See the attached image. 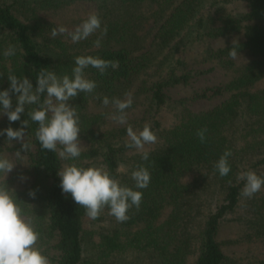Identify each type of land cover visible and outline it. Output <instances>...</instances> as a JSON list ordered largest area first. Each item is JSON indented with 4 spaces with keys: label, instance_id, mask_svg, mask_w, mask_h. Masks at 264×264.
<instances>
[{
    "label": "trees",
    "instance_id": "1",
    "mask_svg": "<svg viewBox=\"0 0 264 264\" xmlns=\"http://www.w3.org/2000/svg\"><path fill=\"white\" fill-rule=\"evenodd\" d=\"M81 1L98 4L101 29L78 43L68 40L65 35L51 38L50 32L57 26L46 20L41 13L65 10ZM146 1L156 5L153 7L156 11L152 14L144 13L143 8L139 7ZM205 1L182 0L172 8L175 0H0V90L9 87V72L28 77L34 87L37 74L42 68L54 70L61 75L70 74L74 58L78 55L100 56L118 62L117 68L109 67L103 74L91 67L85 70L87 78L95 80L97 87L94 93L81 92L73 98L80 115L79 138L87 142V148L82 149L81 157L75 162L85 167H102L121 184L128 186H133L131 173L138 167L147 168L151 175L148 188L142 190L140 208L132 207L127 221L117 222L106 207L94 224L109 219L114 221V225L101 232L90 230L84 224L87 216L85 209L74 202L70 193H63L60 187L59 168L72 161H62L56 153L42 150L34 135L37 125L27 126L25 135L33 151L29 153L30 166L24 174L31 181L23 189L14 188L12 179H7V183L21 200L25 211L36 218V228L40 233L37 246H47L42 250L44 254L51 248L49 241L55 239L53 246L59 250V254L50 256L54 264H89L90 261L93 262V258L90 260L89 257L90 252L102 259L121 252L126 247L134 248L130 244L141 241L147 244V247L141 248L146 251L152 264H182L185 256L193 252V239L199 243L195 264H264V259L261 258L241 260L226 255L223 243L219 240L223 219L226 214L236 211L243 187V182L236 179L237 160L240 159L235 153L239 152L234 138L230 139L226 132L231 127L237 129L235 122L238 118L254 120L249 124L251 130L248 133L264 132V88H252L255 83L264 79V0H247L246 12L224 13L217 17L199 11ZM151 15L157 21L156 24L161 18L165 20L149 44L151 51L134 56L135 51L139 52L147 46L148 39V36L138 33V23L149 21ZM105 28L106 32L103 31ZM190 28L191 33H195L194 36L197 35L196 38L200 41L220 39L234 32L242 34L244 39L234 43L238 45L239 55L248 54L251 60L242 68H235L237 74L227 86L231 92L228 100L199 113L184 108L180 123L159 130L163 142L145 150L149 152L148 160H143L140 152L128 160L123 152L127 148L128 126L99 131L105 118L113 111L106 107L104 112L94 115H87L82 111L88 109L90 99L102 103L105 96L110 100L121 98L138 75L151 65L155 53L170 47L182 32ZM97 40L100 41L99 46L96 45ZM234 43L213 52V56L227 68L235 66L234 59L228 55ZM9 45L17 47V54L5 57L2 53ZM94 45L97 46L95 50ZM211 56L208 53L206 58L210 59L208 57ZM188 82L187 74H171L166 81L152 86L151 102L156 106L165 103L169 99L165 93L166 86L187 88ZM78 100L80 104L77 103ZM13 104L15 105V94ZM25 119H28L27 109L19 121L10 123L7 116L0 120V129L9 126L19 128ZM154 124L153 130L159 125V121L155 120ZM255 124H258L257 128H253ZM132 127L135 130V126ZM203 128L207 129L206 141L201 143L197 131ZM247 150L249 152H246V156L258 155L254 167L264 170V140L251 144ZM225 151L232 153L229 157L231 171L227 176L221 177L213 165ZM126 163L129 164L128 171L122 170ZM193 172H198V175L191 182L187 177ZM258 175L264 176V172ZM199 188L209 194L203 200L202 196L197 197ZM30 190L36 191L35 198L29 196ZM219 190L223 192L224 198L214 209L212 203L214 199H218ZM191 198L194 200L191 201ZM244 205L246 217L238 219L246 226L247 232L238 238V242L256 239L264 242V192L257 193ZM166 207H171V212L164 221H160ZM196 220L200 221L196 225L202 226L198 239L191 233ZM129 227L138 228L133 233L128 230ZM176 229H179V233ZM161 232H165V235H159ZM95 234H99L101 239L98 244L95 243ZM161 239L168 242L161 246ZM98 247H101L100 251Z\"/></svg>",
    "mask_w": 264,
    "mask_h": 264
},
{
    "label": "clouds",
    "instance_id": "2",
    "mask_svg": "<svg viewBox=\"0 0 264 264\" xmlns=\"http://www.w3.org/2000/svg\"><path fill=\"white\" fill-rule=\"evenodd\" d=\"M102 27L98 13H90L74 31L69 32L66 26L58 25L52 28L51 38L67 33L73 43L86 40ZM106 32V28L103 29ZM100 41H96L99 46ZM3 56L11 57L17 54V47L9 45L3 50ZM238 45L234 43L228 51L230 58L238 56ZM89 67L103 74L109 67L115 69L118 62L106 60L100 56L78 55L74 58L71 72L58 74L54 70L42 68L37 74L36 86L26 76L8 73L9 87L0 90V116H7L10 123L21 120L22 113L27 109L28 119L21 122V127L0 129V136H6L7 142H21L23 152L17 150L11 157L0 154V264H51L49 257L37 246L40 233L37 231V220L28 214L16 196L14 190L8 187L7 177L18 161L23 162L31 151V143L25 140L27 126L36 124L34 135L42 150L56 153L62 161H72L59 168L60 187L63 193H70L75 203L85 209L87 217L97 219L107 207L109 214L117 222L129 219L132 207L140 208L143 200V189L148 188L151 175L147 168L138 167L131 173L133 186L121 184L108 170L96 166H81L77 161L82 154L80 141V117L76 107L69 103L70 99L79 93H94L97 84L86 76ZM15 94V105L13 104ZM43 97V99H42ZM103 105L110 103L114 111L108 118L123 125L127 123V110L131 108L133 99L112 98L105 96ZM207 129L197 131L201 143L206 141ZM128 140L126 147L134 148L141 154L143 160L149 159V152L144 151L145 145L154 144L157 136L150 125L141 130L132 126L126 129ZM230 151L223 155L213 165L219 176H227L231 171ZM27 179V177H24ZM243 182L241 196L252 198L264 188V176L254 170H242L236 177ZM13 192L15 194H13ZM29 196L35 198L36 191L30 190Z\"/></svg>",
    "mask_w": 264,
    "mask_h": 264
},
{
    "label": "rangeland",
    "instance_id": "3",
    "mask_svg": "<svg viewBox=\"0 0 264 264\" xmlns=\"http://www.w3.org/2000/svg\"><path fill=\"white\" fill-rule=\"evenodd\" d=\"M181 1L175 0L176 3L172 6V8H174L175 5H177ZM246 2L247 0H206L200 7L199 11L203 14L214 15L215 17L220 16L224 13L241 14L247 11ZM154 6L156 5L149 4L147 1L139 5L140 8H143L142 10L144 11V13L146 12L147 14H152V12L156 11V9L153 8ZM92 12H99L98 4L96 2L81 1L73 5L72 7H68L65 10H50L42 12L41 14L46 20L53 22L56 26H66L68 31L71 32L74 31L76 26L79 25L84 19H86L87 16ZM151 18L152 15L149 21L138 23V33L144 36H148V39L147 46L139 52L135 51L134 56H138L142 53H146L147 51H151V46L149 44L152 43L155 38V33L158 31L159 26L165 20L161 18L162 20L158 24H156L157 21ZM190 33L191 28L182 32V34L171 44L170 47L160 49L157 53H155V58L153 59L151 65L147 69L143 70L142 73L138 75L137 79L134 81L129 90L123 93L120 99H125L127 98V95L130 94L133 99V104L135 105H132L131 108L127 110V123L121 125L115 120L104 117V123L101 124V128L99 131L120 129L130 125L135 126V130L139 131L146 124L150 125L152 129V126L155 125L154 121L157 120L159 121V125H156V129H152L157 136V141L154 144L145 145V148L143 149L144 151L150 150L156 147L157 144H161L163 142V138L160 135L159 130L171 128L181 122V112L184 108L191 110L194 113L208 111L218 105H221L231 97V92L227 89V86L237 74L235 68L237 66L238 68H242L243 65L250 62L251 57L245 53H242L241 55L238 54V56L234 59L235 66L232 68H227L217 57L213 56V52L228 44L240 41L244 39V37L242 36V34L234 32L231 35L222 37L220 39L200 41L198 38H196L197 35L194 36L195 33ZM64 35L68 40H71L67 33L63 34V37ZM93 48L95 50L97 46L94 45ZM208 53L212 54L211 57H208L210 59L206 58V55H208ZM171 74H187L189 76L188 87L184 88L183 86L177 85L166 86L165 93L168 95L169 99H167L165 103H162L159 106L154 105L150 100V94L152 93L150 89L155 83L166 81L169 76H171ZM252 88L253 90L263 89L264 79L255 83ZM137 90L139 92H135ZM203 93H206L207 95L202 96L201 94ZM74 100L75 99L73 98L70 99L69 103L75 107ZM77 103H79V100L77 101ZM105 107L111 111H114V107L112 105L110 106L109 104L108 106H105L103 105V103L94 102L90 99L88 102V109L83 110L82 112H86L85 114L87 115H94L104 112ZM76 110H78V107H76ZM5 118L6 115L0 116V120ZM252 122H254V120L252 119L250 121H247L245 118H238L235 122V126L237 127V129L235 130V128L231 127V129H228V132H226L227 136H229L230 139L234 138L236 150L239 152V154H236L234 152L235 155L240 159L237 160V173L242 170L248 169L254 170L257 174L264 172V170H258L260 168L257 169L256 167H254L258 155H245L246 152H249L247 148L251 146V144H255L258 141L264 140V132L248 133V131L251 130L249 124H251ZM257 127L258 124H255L253 126V128ZM5 137L0 138V148L2 150H0V154L11 157L12 154H14L17 150H20L22 152L24 151L22 149L21 142L13 141L11 144L7 142V138ZM25 140L28 141V137L26 135ZM127 140L128 137L126 141ZM80 141L82 149H86V140L80 139ZM32 151L33 148L31 146L30 152ZM30 152L25 153L27 155L25 156L23 162L18 161L12 172L8 174L7 179L13 180L14 188L23 189L31 181L30 177L24 174L25 171L28 172L30 166ZM123 152L125 153L126 158L129 160L132 155L138 153L139 151L134 148L127 147ZM262 155L264 154L262 153ZM128 167L129 164L126 163L122 170L128 171ZM197 175L198 172H193L187 178H190L191 180L189 181L192 182V180H195ZM24 177H27V179H24ZM198 190L199 192H197V197L199 198V196H202L201 200L209 195L208 192L203 190V188H199ZM260 192H264V188H262ZM217 193L218 199H214V202L212 203L214 209L222 202L224 198L223 192L221 193V191L219 190ZM193 200L194 199H192L191 201ZM248 200L250 199L241 196L236 211L225 215L223 219V225L220 230L219 240L223 243L224 253L232 258H241V260H251L253 258L264 259V242H262L261 240L256 239L255 241L250 242L244 240L240 243L238 242V238L244 232H247L246 226L243 225V222H241L238 217H246V205L244 204H246ZM203 207L207 209L206 205H204ZM170 212L171 207H166V209L163 211V215L161 216L160 221H164ZM94 221L95 220H92L89 217L85 216V227L88 229L90 228V230L101 232L104 230V228L107 229L108 226L111 227L114 225V221H111L109 219L107 221H102V223H98L96 225L94 224ZM198 222L200 221L196 220L193 223L194 226L192 225L193 229L191 233L192 236L193 233L195 234V239L199 238V231L202 228V226L200 227L199 225H196ZM137 228L138 227H129L128 230L134 233ZM178 230L176 229V231ZM159 235L164 236L165 232H161L159 233ZM95 236V243L98 244L101 239L99 237V234H95ZM126 240L128 239L126 238ZM167 242V240L161 239L160 244L162 246ZM192 242L191 249L193 250V252H190L185 256L183 260L184 262L182 264H195L196 262V248H198L199 243L194 239ZM55 243V239H51V241H49V246L51 248L46 251V255L49 257L51 264L54 263L52 262L50 256H57L59 254V250L53 246ZM130 246L135 247H126L127 249L125 248V250L121 252L111 254L109 255V257L102 259L97 258L96 255L93 256L90 252L89 257L90 260L93 258V262L90 261L89 264H152V262L149 261L148 256L145 254L146 251L142 250L141 248L147 247L146 243L142 241L137 243L134 242L133 244H130ZM46 247L47 246L44 245L43 247L41 246L39 248L43 250ZM98 248L100 251L101 247ZM98 248H94V250H98ZM164 255L168 256V254Z\"/></svg>",
    "mask_w": 264,
    "mask_h": 264
}]
</instances>
